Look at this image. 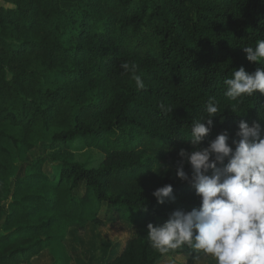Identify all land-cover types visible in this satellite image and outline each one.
I'll return each mask as SVG.
<instances>
[{
	"label": "trees",
	"instance_id": "1",
	"mask_svg": "<svg viewBox=\"0 0 264 264\" xmlns=\"http://www.w3.org/2000/svg\"><path fill=\"white\" fill-rule=\"evenodd\" d=\"M260 39L264 0H0V264H33L72 228L103 219L135 235L102 264L192 259L186 247L153 249L147 225L200 207L177 170L183 162L191 176L179 153L193 151L186 140L209 97L219 112L202 147L225 131L231 143L241 121L264 129V94L235 113L224 95L234 69L264 68L242 48ZM78 141L105 155L99 167L75 160ZM40 145L50 155L23 167ZM167 184L175 200L161 204L153 192Z\"/></svg>",
	"mask_w": 264,
	"mask_h": 264
},
{
	"label": "clouds",
	"instance_id": "2",
	"mask_svg": "<svg viewBox=\"0 0 264 264\" xmlns=\"http://www.w3.org/2000/svg\"><path fill=\"white\" fill-rule=\"evenodd\" d=\"M242 48L248 61L264 64V39L258 40L255 47ZM121 68L134 71L126 62ZM133 79L138 90L145 89L140 75ZM224 85L225 97L236 102L231 106L235 113L245 97L264 94V68L251 74L244 67L234 69ZM159 108L165 115L173 110L164 104ZM205 112L203 120L192 122L191 136L186 140L193 151L181 149L179 153L191 165V176L183 162L177 170L178 178L195 188L200 207L175 210L163 224L149 223L147 238L161 254L185 247L194 251L193 264H201L204 259L213 264H264V129L260 122L250 126L241 121L237 139L229 143L225 131L202 147L219 112L214 97L207 100ZM153 196L161 204L175 200L171 184L158 188Z\"/></svg>",
	"mask_w": 264,
	"mask_h": 264
},
{
	"label": "rangeland",
	"instance_id": "3",
	"mask_svg": "<svg viewBox=\"0 0 264 264\" xmlns=\"http://www.w3.org/2000/svg\"><path fill=\"white\" fill-rule=\"evenodd\" d=\"M40 145L32 151L23 167L40 156L50 155V150ZM77 162L85 164L88 168H97L104 160L105 155L95 149L86 147L81 141L73 145ZM82 189L76 196L82 195ZM104 216H109L105 214ZM103 226L90 224L85 230L72 228L64 242H59L47 249L33 264H102L114 260L123 252L128 240L134 237L135 229L127 223L103 219ZM70 258V260H69ZM160 264H193L192 259L182 256L166 257ZM201 264H213L211 260L204 259Z\"/></svg>",
	"mask_w": 264,
	"mask_h": 264
},
{
	"label": "crops",
	"instance_id": "4",
	"mask_svg": "<svg viewBox=\"0 0 264 264\" xmlns=\"http://www.w3.org/2000/svg\"><path fill=\"white\" fill-rule=\"evenodd\" d=\"M35 259H36V258H35ZM35 259H34V260H35ZM34 260H33V261H34Z\"/></svg>",
	"mask_w": 264,
	"mask_h": 264
}]
</instances>
